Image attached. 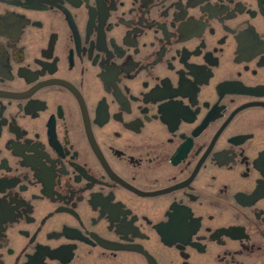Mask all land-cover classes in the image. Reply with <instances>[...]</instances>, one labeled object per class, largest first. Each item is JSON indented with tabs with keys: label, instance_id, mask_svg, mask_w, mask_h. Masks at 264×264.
<instances>
[{
	"label": "flooded vegetation",
	"instance_id": "1",
	"mask_svg": "<svg viewBox=\"0 0 264 264\" xmlns=\"http://www.w3.org/2000/svg\"><path fill=\"white\" fill-rule=\"evenodd\" d=\"M0 264H264V0H0Z\"/></svg>",
	"mask_w": 264,
	"mask_h": 264
}]
</instances>
